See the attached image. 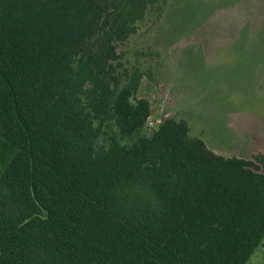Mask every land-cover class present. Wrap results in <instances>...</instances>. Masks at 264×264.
Returning a JSON list of instances; mask_svg holds the SVG:
<instances>
[{"label": "trees", "instance_id": "trees-1", "mask_svg": "<svg viewBox=\"0 0 264 264\" xmlns=\"http://www.w3.org/2000/svg\"><path fill=\"white\" fill-rule=\"evenodd\" d=\"M162 7L0 0V264H246L264 244V152L217 154L173 116L144 132L151 71L120 47Z\"/></svg>", "mask_w": 264, "mask_h": 264}, {"label": "rangeland", "instance_id": "rangeland-1", "mask_svg": "<svg viewBox=\"0 0 264 264\" xmlns=\"http://www.w3.org/2000/svg\"><path fill=\"white\" fill-rule=\"evenodd\" d=\"M161 1L120 47L151 71L137 91L150 119H185L223 156L264 152V0Z\"/></svg>", "mask_w": 264, "mask_h": 264}, {"label": "crops", "instance_id": "crops-1", "mask_svg": "<svg viewBox=\"0 0 264 264\" xmlns=\"http://www.w3.org/2000/svg\"><path fill=\"white\" fill-rule=\"evenodd\" d=\"M246 264H264V244L255 249Z\"/></svg>", "mask_w": 264, "mask_h": 264}, {"label": "built area", "instance_id": "built-area-1", "mask_svg": "<svg viewBox=\"0 0 264 264\" xmlns=\"http://www.w3.org/2000/svg\"><path fill=\"white\" fill-rule=\"evenodd\" d=\"M160 120H153V119H148L147 123H146V127L147 128H155L157 127V125L159 124Z\"/></svg>", "mask_w": 264, "mask_h": 264}]
</instances>
